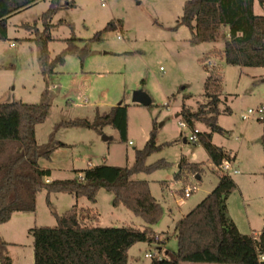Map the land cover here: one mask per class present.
Wrapping results in <instances>:
<instances>
[{"label": "rangeland", "instance_id": "rangeland-1", "mask_svg": "<svg viewBox=\"0 0 264 264\" xmlns=\"http://www.w3.org/2000/svg\"><path fill=\"white\" fill-rule=\"evenodd\" d=\"M185 1L73 0L74 6L62 8L51 20V57L60 53L66 46L64 40L71 37L82 39L78 45H88L91 52L83 62L68 55L51 75L41 71L38 48L31 40L34 31L22 26L36 23L43 29L41 17L49 0L10 16L7 38L0 40V103L50 104L49 116L36 126L39 144L48 143L54 134L55 148L50 159L39 161L42 168L51 170L46 181L75 178L101 164L131 166L136 150L144 148L155 130L156 144L162 148L150 155L147 163L164 159L167 165L133 178L148 181L151 193L162 206L160 220L150 226L161 238L165 233L170 235L165 250L177 249L173 235L177 221L216 187L222 174L201 141L189 140L193 128L181 125L182 105L196 110L206 100L205 63L219 66L223 76L217 123L224 133L213 132L212 142L226 151L240 171L231 174L236 187L226 201L227 214L244 234L256 237L249 224L257 230L264 228V126L257 118H242L249 108L264 102V67L227 64L218 53L224 47L223 38L193 43L186 26L172 29L183 13ZM256 1L255 14L264 15V0ZM112 20H121L122 29L104 31ZM98 32L101 34L96 37ZM136 90L144 92L151 103L133 102ZM119 104L127 107L126 140L111 125L96 130L66 124L77 119L93 121L97 111L109 112ZM195 127L201 132L212 131L203 122H196ZM182 160L201 163L199 179L192 173L179 180L174 178ZM192 183L196 184L195 191L184 197L182 189ZM46 196L47 191L42 190L37 195L35 211L16 212L11 221L0 224V238L10 243L12 264H34V236L30 229L55 226L56 214L74 207L83 224L141 229L146 225L125 206L114 207L113 193L104 188L98 192L96 202L54 192L48 205ZM94 213L99 220L93 219ZM162 252L156 243H135L129 249L128 264H150L152 258L146 254ZM190 263L193 262L181 264Z\"/></svg>", "mask_w": 264, "mask_h": 264}, {"label": "trees", "instance_id": "trees-1", "mask_svg": "<svg viewBox=\"0 0 264 264\" xmlns=\"http://www.w3.org/2000/svg\"><path fill=\"white\" fill-rule=\"evenodd\" d=\"M38 1L0 0V40L7 38L8 18ZM254 3L255 0H186L183 13L172 29L186 26L193 43L216 42L223 38L224 47L218 53L227 64L264 67V15L255 14ZM68 6H74L73 0H49L41 17L43 29L37 28L36 23L34 26L22 25L34 31L31 40L38 48L43 75L54 74L68 55L77 56L83 62L91 52L88 45H78L82 39L71 37L64 40L65 48L51 57L49 43L54 28L51 20L59 10ZM122 27L121 20H112L103 30L116 31ZM100 34L98 32L96 37ZM204 68L207 73L205 102L196 110L183 104L180 115L193 132L196 122H203L211 128V132L198 131L197 135L218 167L230 157L212 142L213 132L224 133L217 123L221 114L223 76L217 65L205 63ZM225 110L229 112V108ZM49 113L48 103H0V224L10 221L16 212L35 211L37 195L42 190L47 191L46 201L51 205L50 194L54 192H67L96 202L98 192L104 188L113 193L114 207L125 206L146 225L141 229L83 224L78 209L74 207L62 215L56 214L55 226L30 229L34 236V264H128L129 249L138 242L156 243L162 252L170 235L165 233L161 238L150 226L160 220L162 206L151 193L148 181L133 178L136 174L151 173L167 165L164 159L147 163L148 157L162 148L156 144L155 130L144 148L136 150L131 166L101 164L84 170L75 178L46 181L51 170L42 168L39 161L50 159L55 148L54 134L50 135L48 143L39 144L36 126L43 123ZM259 120L264 126V116ZM66 124L96 130L111 125L126 140L127 107L119 104L109 112L97 111L93 121L77 119ZM201 170V163L182 160L174 178L179 180L186 173L197 174L200 178ZM235 187L231 175L221 174L216 187L177 221L173 233L177 249L163 251L161 258L152 257L150 264H264L260 259V254L264 253V228L257 237L244 234L227 214L226 201ZM92 217L99 220L95 213ZM9 244L0 238L2 264H12L8 255Z\"/></svg>", "mask_w": 264, "mask_h": 264}, {"label": "built area", "instance_id": "built-area-1", "mask_svg": "<svg viewBox=\"0 0 264 264\" xmlns=\"http://www.w3.org/2000/svg\"><path fill=\"white\" fill-rule=\"evenodd\" d=\"M103 1V0H102ZM104 4V2H103ZM119 38H122L121 35H118ZM264 116V102L261 103L259 106H257L256 108H249L248 111L246 113H244L242 115V118L247 120V119H252V118H257V119H262ZM182 126H186V124L182 121L181 123ZM199 130L196 128L194 130V132L192 133V135L189 136V140L192 142H197L199 140L197 132ZM130 144L132 143V141L129 142ZM218 168L220 169L222 174L225 175H231V174H237L240 171L234 166V162L232 160L226 159L223 160V162L218 166ZM196 189V184H187L183 189V194L184 197H190L192 195V193L195 191ZM147 257H158L161 258L162 257V253H157V254H150L147 253L146 254ZM260 259L264 260V253L260 254Z\"/></svg>", "mask_w": 264, "mask_h": 264}, {"label": "water", "instance_id": "water-1", "mask_svg": "<svg viewBox=\"0 0 264 264\" xmlns=\"http://www.w3.org/2000/svg\"><path fill=\"white\" fill-rule=\"evenodd\" d=\"M132 100H133V102L139 103L142 105H149L151 103L150 98L141 90H136L133 92ZM185 140H186V138H185ZM196 177L199 178L198 175Z\"/></svg>", "mask_w": 264, "mask_h": 264}, {"label": "crops", "instance_id": "crops-1", "mask_svg": "<svg viewBox=\"0 0 264 264\" xmlns=\"http://www.w3.org/2000/svg\"><path fill=\"white\" fill-rule=\"evenodd\" d=\"M40 1H41V0H40ZM40 1H38V2H40ZM38 2H37V3H38ZM256 2H257V1L255 0L254 8H255V4H256ZM35 4H36V3H35ZM14 214H15V213H14ZM14 214H13V216H14ZM13 216H12V218H13ZM12 218H11V220H12ZM11 220H10V221H11ZM233 221H235L234 218H233ZM235 223H236V222H235ZM236 225L238 226L237 223H236ZM262 225H263V224H261L260 227H263V226H264V225H263V226H262ZM249 227H250L251 232L254 233V234L256 235V237H257L261 230H257V229L255 228L256 226H253V224H249ZM238 228H239V226H238ZM239 229H240V228H239ZM173 233H174V232H173ZM253 236H254V235H253ZM254 237H255V236H254ZM159 250H161V248H159ZM162 250L165 251V247L162 248ZM190 264H216V263H190Z\"/></svg>", "mask_w": 264, "mask_h": 264}]
</instances>
